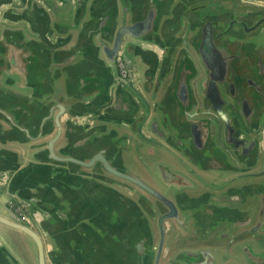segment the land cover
Segmentation results:
<instances>
[{"label": "water", "instance_id": "water-1", "mask_svg": "<svg viewBox=\"0 0 264 264\" xmlns=\"http://www.w3.org/2000/svg\"><path fill=\"white\" fill-rule=\"evenodd\" d=\"M213 8L227 11L221 14H199L201 9L197 7L192 9L195 10L194 14L179 15L181 19L179 21L184 25L180 24L174 33L175 35L180 33L178 38L180 49L176 55V64L160 94L161 99L159 97L160 100L157 101L161 110L153 113L154 110L150 112L146 111V108L139 109V104L144 106V98L139 92L130 89L134 101L139 102V104L135 102L130 122L119 125L110 119L114 109L112 103L114 83L130 87L126 80L114 78L113 75L117 73L116 59L123 61L130 77L133 64L138 59L143 62L138 54L141 52L140 43L151 42L161 50L165 48L160 35L162 14L129 16L120 0L119 8L114 10L108 27H105L106 20L100 31L95 33V56L99 63L110 68L111 79L93 109L85 116L84 114L73 116L69 99L61 98L60 90L54 86L52 91L41 97L28 98L22 95L24 100L16 102L1 94L5 88L0 80V140H3L4 126H8L17 136L9 139L6 144H9L26 164L39 163L59 169L77 165L85 170V173L77 172L82 177L97 180L99 176H104L105 178H102L105 179L102 181L104 184L113 185L124 194L126 192L131 194L133 190L141 191L166 206L168 212L159 217L161 221L177 219L175 205L178 198L194 189L181 188V193L173 192L174 195L170 199L146 184L125 163V154L130 155L132 151L126 139L131 136L138 142H145L143 134L146 132L162 142L166 148L163 149V146L161 148L170 156L174 157L180 153L197 160L201 154V160L202 156L208 159L206 152L194 153L191 141L193 126L202 122L207 123L211 129L200 131L209 132L207 139L211 141L215 166L202 167V172L211 176L214 182L224 181L220 185H213L214 191L219 192L217 199L225 197L226 193H243L241 207L231 208L230 222L245 219L248 222L244 227L253 226L264 230V0H222ZM251 16H256L255 26L246 29V22L251 20ZM239 27L243 32L249 33L248 36L238 37ZM231 29L234 30L232 33ZM18 30L26 33V26L17 21L0 23V35L14 36ZM171 50L169 48L167 53L174 51ZM196 59L199 63H196ZM198 67L204 69L206 76L212 75L208 81L204 80L207 82L206 90H210L218 98L220 94L228 95L230 102L233 103L231 112L224 113L221 108L213 111L214 117L209 119L208 115L183 113L180 110L177 93L182 70L189 69L188 76L194 75L196 78L200 71ZM0 72L4 73L1 69ZM51 73L52 77L56 75L55 71ZM10 92L19 94L16 91ZM153 101L156 102V99ZM75 117L80 120V123L76 124H80L78 131L81 133H75L72 128L71 119ZM152 123L157 125L155 129L151 128ZM118 137L117 142H121V145L110 139ZM78 153L79 155H75ZM220 156L228 158H225L229 166L226 173L220 171V159L222 160ZM113 160H116L115 164ZM169 167L170 165L167 167L170 174L175 178L185 179L184 175ZM259 170L261 172H257ZM178 179L176 181H179ZM178 184L180 186V183ZM190 195H192L189 196L190 199H199L205 194L199 191ZM119 197L121 203H125L124 195ZM9 198L11 197L7 192H1L0 264H23L18 260V253L5 230L16 232L23 237L33 264H48L46 253L50 251L49 244L30 221L12 209ZM19 198L35 204L42 212L47 211L45 207L47 204L38 205L32 198ZM220 201L222 200H218ZM138 214L136 207L135 215ZM159 227L161 229L160 225ZM133 240L136 264H206L201 259L204 260L205 255H209V258L212 256L206 251H189L186 255L190 257L188 261L176 263L179 260H174L171 263L170 258L161 261L160 246L163 243V236H160L158 245L154 244L147 222L144 224L142 222L141 225L137 223L136 237ZM250 243V241L248 244L237 243L235 249L239 251L244 245L246 247L249 245L248 250L253 260L264 264V244ZM250 263L251 261H248L247 264Z\"/></svg>", "mask_w": 264, "mask_h": 264}, {"label": "crops", "instance_id": "crops-1", "mask_svg": "<svg viewBox=\"0 0 264 264\" xmlns=\"http://www.w3.org/2000/svg\"><path fill=\"white\" fill-rule=\"evenodd\" d=\"M4 1L0 0V14L16 17L15 21L26 26V33L18 30L14 36L0 35V69L5 73L0 72V80L6 91L1 94L20 102L24 100L22 95L38 98L54 86L60 90L61 98L69 99L73 116L87 115L111 79L109 67L99 63L95 56V33L106 20L108 27L120 0H71L70 6L53 11L41 0H32L20 9ZM44 1L55 4V0ZM220 1L122 0L129 16L162 14L160 35L164 50L144 42L140 43L138 53L152 76L160 69L156 64L170 65V72L176 64L180 33L174 32L180 24L184 25L179 15L194 14L192 9L197 7L201 9L199 14L224 13L227 10L213 8ZM7 19L4 23L10 21ZM169 48L174 51L163 54ZM53 71L56 75L52 77ZM112 96L115 105L113 92ZM131 116L126 108L112 115L119 124L129 123ZM71 120L75 133H81L80 124H76L80 123L78 117ZM4 129L0 140V185L9 199L22 201L19 197H27L38 205L47 204L46 212L30 204L39 210L30 222L50 246L46 253L48 264H136L132 246L137 232L136 205L130 194L98 179L67 174L48 178L47 165L21 161L6 144L17 135L8 126ZM143 136L155 138L146 132ZM110 139L116 142L119 137ZM132 139L129 136L126 142ZM113 161L115 164L116 160ZM120 195L126 198L125 203L119 200Z\"/></svg>", "mask_w": 264, "mask_h": 264}, {"label": "flooded vegetation", "instance_id": "flooded-vegetation-1", "mask_svg": "<svg viewBox=\"0 0 264 264\" xmlns=\"http://www.w3.org/2000/svg\"><path fill=\"white\" fill-rule=\"evenodd\" d=\"M31 1L32 0H5L4 2L5 4L13 5L14 8L20 9L26 5H30ZM41 1H43L51 11L55 8L64 7L65 5L70 6L72 2L71 0H55V4L53 5L51 2L48 3L44 0ZM255 17L251 16L252 22L251 20L246 22V29L255 26ZM7 18H9L10 21H15L16 19V17L8 16V14H0V23H4V19ZM237 29L238 37L244 38L248 36L249 33L243 32L242 28L239 27ZM233 31L234 30L231 29V33ZM166 53V51L163 52V54ZM197 62L198 60L196 59V63ZM120 63L121 66H119V59L117 58L115 61V69L117 70V73L113 76L115 79L121 78L126 80L130 87L124 84L114 83V89L112 92L115 95L116 102L114 109H112V113L114 114L118 110L126 108L131 112V115L133 114L136 106L135 102L138 104L139 102L137 100L133 101L135 99L130 89L139 92L144 98V106L139 104V109L146 108V111L149 110L150 112L154 110L153 113L161 110L157 101L162 89L169 79L170 71H168V68L170 65L166 66L163 65V63L156 64L155 67L160 69L156 75L152 76L153 72L149 70L150 68H147L145 65L146 63L144 61L141 62L138 59L137 62L133 64L131 76L129 77V71L125 67V64L122 60H120ZM120 67L125 70L124 75L121 74ZM197 69L200 71L196 78L194 75L193 77L188 76L189 69L182 70V79L177 93L180 110L183 113L190 112L203 116L208 115L209 119L214 117L212 116L214 113L213 111L221 108L224 113L231 112L233 108L231 106L233 103L230 102L228 95L220 94V97L218 98L213 95L210 90H206L208 89L207 82L204 80L208 81L212 75L206 76L204 69L201 67H198ZM194 70H196V67ZM185 71L188 73H185ZM124 90L129 92L132 98L127 95ZM152 99H156V102ZM247 109L248 108H245V110ZM82 111H84V109ZM110 119H113V117H110ZM124 124L125 123H120L119 125ZM164 125L166 126V124ZM156 127L157 125L152 123L151 128L155 129ZM200 129L210 130L211 127L204 122L197 126H193V137L191 140L193 150L194 153H208V159H205V157L202 156L201 160V154L198 156L197 160L194 157L180 153L174 155V157L170 156L163 150L166 146L159 140L151 137H145V142H138V140L133 137L134 139L129 142L128 147H131L132 151L130 155L125 154V163L140 177V179L144 180L146 184L159 193L165 194V196L170 199L174 195L173 192L181 193V188L187 187L194 189L188 193L185 192L184 195L186 197L181 196L178 198V203L175 205L176 214L178 216L177 219L171 218L161 221H159V217L168 212L166 206L156 201L154 198L146 196L141 191L133 190L130 196L135 201L139 213L138 216L135 215V220L140 225L142 222L143 224L145 222L148 223L154 244L158 245L160 236H163V243L160 246L161 261L170 258L172 261L171 263H173L174 260H179L176 263H180V261L185 262L190 258L186 256L187 252L206 251L210 252L212 255L210 258L209 255H205L203 257L204 260L201 259V261L206 264H210L211 262L212 264H239L240 262L247 264L248 261H251L252 264H260V262L254 261L253 256L250 255L248 250L249 245L247 247L244 245L239 251H237L235 247L237 243L246 242V244H248L249 241L252 245L264 244V230L253 226L244 227L248 222L245 219L230 222V214L232 213L231 208H234V206L241 207L242 201L244 200L243 193H226L225 197L217 199L216 196L219 192L214 191L213 185H220L224 183V181L214 182L213 179H211V176L205 174L201 170L203 169L202 167L211 168L215 165L212 158L213 148L210 147L211 141L207 139L209 132H202ZM117 143L118 145H121V142L118 141ZM134 146L136 149H134ZM161 146H163V149ZM225 149L227 150V147H225ZM75 155H79V153ZM220 157L222 158V160L220 159V171L226 173L228 170L227 168L229 167L227 166V160L225 159L227 156ZM168 165L184 175L185 179L180 177L178 179V177L175 178L174 175L170 174L169 169L167 168ZM77 172L85 173V170L77 165L66 166L65 168L60 169L52 166L46 167V175L48 178L56 176L62 177L66 174L80 176ZM257 172H261V170ZM102 178L105 177L99 176L98 180L101 182L104 181L105 179ZM176 179L179 181H176ZM1 182L2 179H0V184ZM178 183H180V186ZM2 191L3 188L1 187L0 194ZM199 191H201L202 194H205L202 198H189V196H192L190 194H196ZM178 196H180V194H178ZM218 200L222 201L218 202ZM9 204L18 215L28 221L32 220L34 216L39 214V210H35L30 206L31 203L17 199H10ZM159 225L161 226V229Z\"/></svg>", "mask_w": 264, "mask_h": 264}, {"label": "rangeland", "instance_id": "rangeland-1", "mask_svg": "<svg viewBox=\"0 0 264 264\" xmlns=\"http://www.w3.org/2000/svg\"><path fill=\"white\" fill-rule=\"evenodd\" d=\"M6 235L9 237L11 242L13 243L16 252L18 253L19 260L23 264H33L31 256L23 242V237L16 232L10 233L7 232Z\"/></svg>", "mask_w": 264, "mask_h": 264}, {"label": "built area", "instance_id": "built-area-1", "mask_svg": "<svg viewBox=\"0 0 264 264\" xmlns=\"http://www.w3.org/2000/svg\"><path fill=\"white\" fill-rule=\"evenodd\" d=\"M119 66H121L120 60H119ZM120 71H121V74L124 75L125 70H124L123 68L120 67Z\"/></svg>", "mask_w": 264, "mask_h": 264}]
</instances>
